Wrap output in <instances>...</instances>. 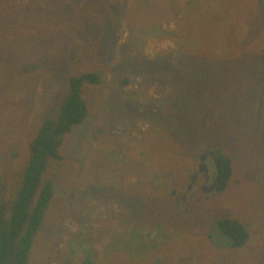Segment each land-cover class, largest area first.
Instances as JSON below:
<instances>
[{"label":"rangeland","instance_id":"rangeland-1","mask_svg":"<svg viewBox=\"0 0 264 264\" xmlns=\"http://www.w3.org/2000/svg\"><path fill=\"white\" fill-rule=\"evenodd\" d=\"M0 56L3 204L68 76L99 77L43 172L52 194L26 264H264V0H0ZM184 59L198 75L182 96ZM214 156L230 163L222 188ZM221 218L243 225L241 245Z\"/></svg>","mask_w":264,"mask_h":264},{"label":"trees","instance_id":"trees-1","mask_svg":"<svg viewBox=\"0 0 264 264\" xmlns=\"http://www.w3.org/2000/svg\"><path fill=\"white\" fill-rule=\"evenodd\" d=\"M25 30L21 34L26 41L27 38L30 40L29 45L25 44V48L33 50L39 44V36H34L36 30ZM26 41L24 43H27ZM218 45L201 44L200 47L202 48L200 49L207 47L213 49ZM188 61L184 59L183 62L188 63ZM26 64L23 66L25 70L35 69L37 61H33V64L30 65ZM177 66H173V70H171L173 75L170 74L173 76L172 87L174 92L182 95L183 90L193 84L194 79L190 78L198 75L196 73L198 66L195 64L191 66L188 63L186 67L190 70L193 68L195 74L186 75V78L175 77L181 72ZM156 68L154 70L156 74L163 73L161 71L165 70L159 71V68ZM167 68L169 69V66ZM98 80L99 77L96 72H84L68 76L66 90L62 96L57 116L44 118L32 137L29 143V158L23 169L21 185L16 198L11 204H3L0 201V264L27 263L33 236L40 226L44 210L52 194L49 181L41 185L43 172L48 160L58 157L57 151L62 135L69 132L74 125L82 122L87 116L88 106L81 96L82 86L84 83H96ZM172 100L175 101L176 98ZM218 169V184L222 188L230 174V163L226 157L218 156ZM216 225L222 234L232 239L233 245H241L247 237L245 228L235 219L221 218L217 220ZM84 264L90 263L85 261Z\"/></svg>","mask_w":264,"mask_h":264},{"label":"flooded vegetation","instance_id":"flooded-vegetation-1","mask_svg":"<svg viewBox=\"0 0 264 264\" xmlns=\"http://www.w3.org/2000/svg\"><path fill=\"white\" fill-rule=\"evenodd\" d=\"M206 157L207 156H205V154L204 155H201V159H200V163H199V168L201 169V170H203V172H204V174H205V176H207V166L205 165V159H206ZM214 158H215V161H216V168H217V174H216V176H217V183H218V178H219V169H218V161H217V159H216V157L214 156ZM196 177H197V173H194L193 175H191L190 176V179L192 180V181H194L195 179H196ZM216 183V184H217ZM201 188L203 189V190H205L206 188H204L203 186H201Z\"/></svg>","mask_w":264,"mask_h":264},{"label":"water","instance_id":"water-1","mask_svg":"<svg viewBox=\"0 0 264 264\" xmlns=\"http://www.w3.org/2000/svg\"><path fill=\"white\" fill-rule=\"evenodd\" d=\"M208 153L211 154V155H213V152L212 151H209ZM202 155H204V154H202Z\"/></svg>","mask_w":264,"mask_h":264}]
</instances>
